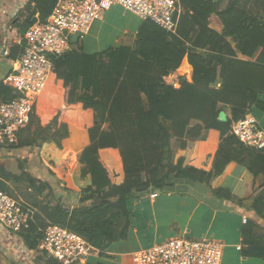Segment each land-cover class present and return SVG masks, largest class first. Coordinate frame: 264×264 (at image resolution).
<instances>
[{"label": "trees", "instance_id": "trees-1", "mask_svg": "<svg viewBox=\"0 0 264 264\" xmlns=\"http://www.w3.org/2000/svg\"><path fill=\"white\" fill-rule=\"evenodd\" d=\"M57 1L28 0L16 16L21 34L34 19L47 21ZM177 1L183 11L175 15V34L148 19L137 31L134 48L87 54L77 44L53 57L49 81L62 80L67 107L60 105L53 126L45 128L34 121L35 106L31 122L23 129L27 133L22 131L16 148L47 141L62 147L73 121L92 138L77 158L91 182L83 189L79 206L71 207L47 182L31 175V187L24 188L21 176L0 167V184L12 185L18 193L8 194L36 216L20 235L29 249L39 252V264H61L39 247L48 224L67 227L102 254L111 243L127 239L130 199L150 190L172 192L180 183L210 190L264 220V149L246 146L233 133L234 124L253 107L264 110V3L254 0L257 10L262 9L254 11L249 0ZM211 23L223 31L210 28ZM228 38L236 41L237 50H232ZM237 51L248 59L236 56ZM186 58L193 76L181 77V86L175 88L165 76L179 71ZM15 96L13 88L1 81L0 104ZM222 111L228 114L225 122L219 120ZM211 129L220 132L221 142L212 168L206 170L190 162L195 142L205 140ZM180 149L187 154L178 157ZM67 156L65 152L57 164L64 173ZM231 162L246 165L253 175L247 197L212 187V180ZM259 176L263 183L254 189ZM257 227L251 219L244 226V255L264 260V236L255 232Z\"/></svg>", "mask_w": 264, "mask_h": 264}, {"label": "crops", "instance_id": "crops-1", "mask_svg": "<svg viewBox=\"0 0 264 264\" xmlns=\"http://www.w3.org/2000/svg\"><path fill=\"white\" fill-rule=\"evenodd\" d=\"M27 1L0 0V82L11 72L14 60L24 51L25 35H22L16 26V16ZM112 7L105 13L102 20L93 24L90 33L82 42L81 49L84 53L96 54L110 46L120 48L118 44L124 39L121 47H135L137 30L133 31V28L124 27L118 36L112 38L115 28L113 23L118 18L116 13L119 10V7ZM178 11H183L181 4ZM209 26L218 32L223 31L222 26L218 24L211 23ZM105 34L109 36L106 37ZM129 35L131 37H128ZM228 41L232 50H237L236 41L232 38H228ZM15 46H18L16 50ZM236 56L248 59L239 51L236 52ZM185 66H191L187 59L184 60L182 68ZM262 97L264 99V95ZM143 98L147 105L146 96L144 95ZM63 103L65 101L62 80L48 81L36 102V112L39 118L35 117L34 121L45 128L54 124L55 115ZM66 107L63 105V108ZM253 108L250 113L264 129V110L256 107L258 110L256 109L255 112ZM69 129L70 136L63 140L62 147L52 141H47L40 146L0 148V167H6L7 156L18 154L21 162L29 166L25 170H30L36 178L50 184L55 193L71 207H78L82 191L89 186L91 181L89 175L83 174L84 168L77 158L83 149L91 144L92 138L87 129L80 128L73 121L69 122ZM26 133V130L23 131V135ZM220 142V132L211 129L205 140L195 142L190 164L210 170ZM65 152H68L66 173L57 167ZM186 154V150L180 149L177 156ZM252 179L253 175L246 165L231 162L223 174L212 180V187L230 189L236 197L244 198L252 193ZM262 183L263 177H257L254 189ZM154 193L158 194L154 197ZM128 209L131 212V228L125 240L133 241L132 250L107 248L102 254H95L90 258L88 264H134L132 258L134 253L146 250L141 248L139 250L138 246L146 245L149 249L154 247L153 243H156L155 246L159 245L157 242L165 238L171 239L176 235L189 234L203 239L212 237L221 241L224 245L222 264H264L263 259L244 255L247 245L244 242L243 233L245 219L248 218L258 225L255 232L264 236V220L258 218L246 206L230 199L217 197L210 190L205 192L198 185L180 183L176 185L174 191L167 193L150 190L130 199ZM38 253L25 245L20 234L0 226V264H39ZM101 255L106 257L97 258Z\"/></svg>", "mask_w": 264, "mask_h": 264}, {"label": "built area", "instance_id": "built-area-1", "mask_svg": "<svg viewBox=\"0 0 264 264\" xmlns=\"http://www.w3.org/2000/svg\"><path fill=\"white\" fill-rule=\"evenodd\" d=\"M178 3L177 0H58L47 21H37L27 30L24 51L14 60L11 72L2 80L13 88L16 96L0 104V148L18 146L20 134L31 122L36 102L49 81L53 57L62 56L81 44L93 24L102 20L113 5H121L126 11L143 20L150 19L168 33L175 34ZM183 76L191 78L193 68L185 66L171 72L165 76V81L179 88ZM233 133L246 146L264 149V129L250 112L234 124ZM33 222L34 212L0 189L1 227L20 234L30 229ZM39 247L61 264H88L91 255L100 253L84 237L58 224H48L42 230ZM223 255L224 245L215 238L191 240L174 237L134 253L133 262L222 264Z\"/></svg>", "mask_w": 264, "mask_h": 264}, {"label": "rangeland", "instance_id": "rangeland-1", "mask_svg": "<svg viewBox=\"0 0 264 264\" xmlns=\"http://www.w3.org/2000/svg\"><path fill=\"white\" fill-rule=\"evenodd\" d=\"M248 3L249 4L251 3L253 5V7H252V5L250 6V8L252 10H254V11H261L262 10L261 8L257 10V8L254 5V3H255L254 0H249L247 2V4ZM257 3H262L263 4L264 3V0H257ZM114 7H119V10L116 13V16L118 18L113 23L115 28H114V32H113L112 38L115 37V36H118L119 32L124 27L133 28V31L134 30H137V31L139 30L140 26L144 22V20L142 18H140L139 16H137L136 14H134L132 12L126 11L123 8V6H121V5H118V6L114 5L112 8H114ZM262 14H264V12ZM131 35H129L128 37H131ZM108 36L109 35H106V37H108ZM124 40L118 44L120 47L123 45ZM127 42H129V40H127ZM81 45H82V42H81ZM113 47H115V46H113ZM110 48H112V46H110ZM110 48H108V49H110ZM115 48H117V47H115ZM108 49H106V50H108ZM106 50H104V51H106ZM253 109L256 112V109L257 108L254 107ZM35 117L36 118H39L37 112H35V114H34V118ZM72 139H74V138H72ZM47 147H48V145H47ZM13 149H15V148H13ZM7 158L8 159L5 162L6 168H8L13 174H17L18 176H21L22 177L21 179H22V184H23L24 188L31 187V185H30V179L31 178L30 177H31V175L33 177H35V176L30 172V170L29 171L25 170V168H28L29 167L28 164H23L24 162H21L20 158H18V154L14 155V156H7ZM23 161H25V160H23ZM0 188L3 189V190H5V192H7V193H9L11 195L14 194L15 192H17L12 185L6 186V185H1L0 184ZM32 190L34 191V193L35 192L39 193V190H37L35 188H32ZM162 193H167V192H162ZM174 237H183V238H188V239H191V240H203L202 237L201 238L200 237H194V236H192L190 234L189 235H176ZM209 238H212V237H209ZM167 239H169V237L168 238H165L162 241H158L157 243L158 244H161L164 241H166ZM154 244H156V243H153V246H155ZM132 246H133V241H128L127 242L125 239H122V240L115 241V242L111 243L108 248L110 250H123V249H126L127 251H130V250H132ZM143 246L144 247L138 246L137 249L141 250V249H147L148 248V246H146V245H143ZM94 256L95 255H91L89 257V259L92 258V257H94ZM104 257H106V256L105 255L97 256V258H99V259H103Z\"/></svg>", "mask_w": 264, "mask_h": 264}, {"label": "water", "instance_id": "water-1", "mask_svg": "<svg viewBox=\"0 0 264 264\" xmlns=\"http://www.w3.org/2000/svg\"><path fill=\"white\" fill-rule=\"evenodd\" d=\"M36 21H37V19H34V23H35ZM219 120H220V121H223V122L227 121V114H226V112L222 111V112L220 113Z\"/></svg>", "mask_w": 264, "mask_h": 264}]
</instances>
